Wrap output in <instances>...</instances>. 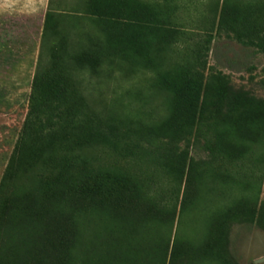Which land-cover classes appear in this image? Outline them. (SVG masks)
I'll list each match as a JSON object with an SVG mask.
<instances>
[{"label": "rangeland", "instance_id": "1", "mask_svg": "<svg viewBox=\"0 0 264 264\" xmlns=\"http://www.w3.org/2000/svg\"><path fill=\"white\" fill-rule=\"evenodd\" d=\"M78 1L0 0V176L12 163L36 70L75 75L90 108L116 129L97 163L138 188L132 202L76 193L42 204L43 216L69 218L65 264H264V104L248 101L264 103V54L237 43L229 27L218 30L227 6L244 40L255 29L264 35V0H129L147 4L150 27L134 30L140 43L94 74L71 70L69 57L85 32L96 34L93 25L62 18L43 38L46 13L78 16ZM195 77L203 103L180 117L179 88ZM218 91L227 98L216 108ZM16 181L0 207L1 264L41 252L46 229L39 215L17 208L29 183Z\"/></svg>", "mask_w": 264, "mask_h": 264}, {"label": "trees", "instance_id": "2", "mask_svg": "<svg viewBox=\"0 0 264 264\" xmlns=\"http://www.w3.org/2000/svg\"><path fill=\"white\" fill-rule=\"evenodd\" d=\"M142 4L129 0H79L77 7L81 12L78 16L69 17L48 11L44 20V41L62 23V18H70V22L76 24L86 21L93 25L96 34L85 32L78 43L79 49L69 54V57L71 70L87 69L94 74L102 63L123 57L125 48L140 43L141 36L134 30L150 27V16L144 9L147 4ZM225 9L227 6L221 9L218 30L229 27L237 43L244 47H254L264 54V35L255 29V38L244 40L233 30L239 22L236 19L228 22ZM59 40L62 43L64 41L63 38ZM206 42L210 43V38ZM198 81V77H195L191 84L186 82L179 88L175 107L178 116H183V113L192 115L196 107L203 103ZM190 85L196 88L195 92L189 90ZM226 98L225 92L218 91L213 106L220 107ZM248 101L263 110L262 101ZM115 133L114 126L105 124L90 108L75 75L66 78L62 74L52 75L50 72L36 70L12 163L6 166L0 176V207L2 200L8 198L10 179L13 182L14 179L16 182L26 181L29 183L26 189L30 196L24 197L17 208L26 214L39 215L46 229L41 252L34 249L31 255L23 259L11 256L9 264L66 263L69 255V218L67 215L49 218L45 214L43 216L41 209L42 204L49 203L52 197L66 200L77 193L96 199L108 197L114 203L135 200L133 193L138 186L131 177L125 176L120 170H116L117 176L112 177L96 160L99 151L110 147L108 145L114 141ZM60 139L71 144L66 148L59 142ZM208 149L213 151L209 146ZM189 178L188 167L183 197L189 188ZM12 192L15 190L12 189ZM143 200L154 205L156 203L153 196L149 198L143 194ZM9 205L8 213L12 215L16 208L11 203Z\"/></svg>", "mask_w": 264, "mask_h": 264}, {"label": "water", "instance_id": "3", "mask_svg": "<svg viewBox=\"0 0 264 264\" xmlns=\"http://www.w3.org/2000/svg\"><path fill=\"white\" fill-rule=\"evenodd\" d=\"M260 260H256V262H259Z\"/></svg>", "mask_w": 264, "mask_h": 264}]
</instances>
